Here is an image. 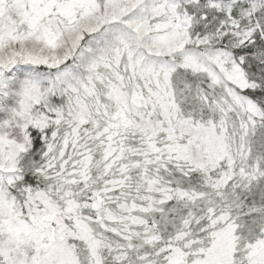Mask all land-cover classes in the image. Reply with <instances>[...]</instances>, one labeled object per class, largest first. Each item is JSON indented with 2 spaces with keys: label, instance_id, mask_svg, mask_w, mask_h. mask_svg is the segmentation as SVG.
<instances>
[{
  "label": "snow or ice",
  "instance_id": "snow-or-ice-1",
  "mask_svg": "<svg viewBox=\"0 0 264 264\" xmlns=\"http://www.w3.org/2000/svg\"><path fill=\"white\" fill-rule=\"evenodd\" d=\"M0 264H264V0H0Z\"/></svg>",
  "mask_w": 264,
  "mask_h": 264
}]
</instances>
